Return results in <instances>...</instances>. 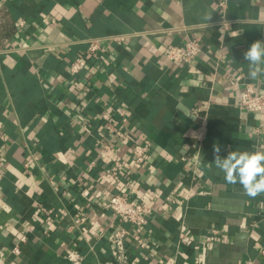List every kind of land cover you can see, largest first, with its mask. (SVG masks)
<instances>
[{
    "label": "crops",
    "instance_id": "0c3cea01",
    "mask_svg": "<svg viewBox=\"0 0 264 264\" xmlns=\"http://www.w3.org/2000/svg\"><path fill=\"white\" fill-rule=\"evenodd\" d=\"M194 36L196 59L167 58ZM257 40L264 0H0V264H72L73 249L84 264H264V194L213 155L264 151V111L239 107L247 85L264 92L243 58ZM118 191L151 210L124 263L113 236L134 228L105 205Z\"/></svg>",
    "mask_w": 264,
    "mask_h": 264
},
{
    "label": "built area",
    "instance_id": "2783aa9c",
    "mask_svg": "<svg viewBox=\"0 0 264 264\" xmlns=\"http://www.w3.org/2000/svg\"><path fill=\"white\" fill-rule=\"evenodd\" d=\"M222 6L225 5V1H221ZM224 24H227V20H223ZM91 50H97L99 44L97 41L92 42ZM202 43L199 36H194L189 38L184 46L170 45L166 50V56L170 60L178 63H189L196 59L198 55L202 52ZM81 61L77 60L72 63V70L78 71L81 66ZM231 83L235 86L238 84L235 78H231ZM239 107L247 112L251 113H261L264 111V92L255 90L253 86L247 85L241 92L239 96ZM257 131H261V126H258ZM207 132L206 124H202L194 131V138L197 142L202 143L205 139ZM152 146V141L150 139H144L139 142H134L132 147V160L136 164H142L146 161L148 151ZM6 167L5 160L0 156V181L4 177V171ZM120 168H123V162L116 160L111 166V170L114 173L119 172ZM131 185V183H127ZM106 208L111 210L118 218L124 222H128L133 228V232L126 228L117 230L114 233V243L118 252V259L120 263L126 261V244L125 235L132 234L137 240L138 244L142 247L145 246V242L142 237V232L145 230L149 215L151 210L146 208L141 202L130 197L128 191H118L115 192L105 203ZM105 233V229L102 228L99 232V236ZM27 238L23 236L21 238L22 242H25ZM15 252H20V245L17 244L14 247ZM260 253L264 255V242L260 247ZM68 258L72 264H84V256L77 250L73 249L68 253ZM243 264H255L253 260L247 259Z\"/></svg>",
    "mask_w": 264,
    "mask_h": 264
},
{
    "label": "clouds",
    "instance_id": "9594fccd",
    "mask_svg": "<svg viewBox=\"0 0 264 264\" xmlns=\"http://www.w3.org/2000/svg\"><path fill=\"white\" fill-rule=\"evenodd\" d=\"M205 19L210 20L211 16ZM243 58L248 63L250 79L264 77V42H253L243 53ZM220 152V146L214 145V164L227 183L240 184L245 194L252 198L264 194V151H229L225 158Z\"/></svg>",
    "mask_w": 264,
    "mask_h": 264
}]
</instances>
